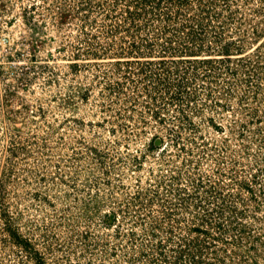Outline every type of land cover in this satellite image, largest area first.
Here are the masks:
<instances>
[{
    "label": "rangeland",
    "instance_id": "rangeland-1",
    "mask_svg": "<svg viewBox=\"0 0 264 264\" xmlns=\"http://www.w3.org/2000/svg\"><path fill=\"white\" fill-rule=\"evenodd\" d=\"M41 263L264 264V0H0V264Z\"/></svg>",
    "mask_w": 264,
    "mask_h": 264
},
{
    "label": "trees",
    "instance_id": "trees-1",
    "mask_svg": "<svg viewBox=\"0 0 264 264\" xmlns=\"http://www.w3.org/2000/svg\"><path fill=\"white\" fill-rule=\"evenodd\" d=\"M130 42H134V41H130ZM129 42V43H130ZM115 219V216L114 215H109V214H106L105 215V220H106V222L107 223H111L113 220ZM39 259V258H38ZM38 261H40V260H38ZM42 264V263H41Z\"/></svg>",
    "mask_w": 264,
    "mask_h": 264
}]
</instances>
